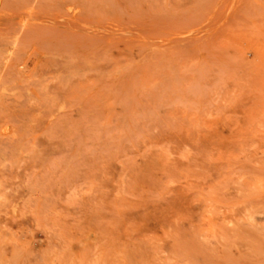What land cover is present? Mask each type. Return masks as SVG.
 Masks as SVG:
<instances>
[{
  "label": "rangeland",
  "instance_id": "1",
  "mask_svg": "<svg viewBox=\"0 0 264 264\" xmlns=\"http://www.w3.org/2000/svg\"><path fill=\"white\" fill-rule=\"evenodd\" d=\"M0 264H264V0H0Z\"/></svg>",
  "mask_w": 264,
  "mask_h": 264
}]
</instances>
